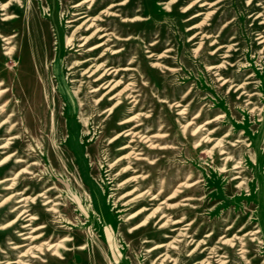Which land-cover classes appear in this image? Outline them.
<instances>
[{
	"label": "rangeland",
	"instance_id": "374dc122",
	"mask_svg": "<svg viewBox=\"0 0 264 264\" xmlns=\"http://www.w3.org/2000/svg\"><path fill=\"white\" fill-rule=\"evenodd\" d=\"M9 1L3 0L2 3ZM19 1L15 13L19 22L0 24V28L11 35L13 27H20L24 32L25 46L29 45L28 27L37 33L35 36L33 33V39H37L34 47L41 54L40 65L44 72L35 75L36 80L46 83V93L42 95V109H27V114L22 112L20 118H31L27 123L30 131L36 132L42 121L47 130L44 133L39 131L31 138L20 136L27 131L21 127L12 133L21 137L18 139L22 144L20 151L23 154L20 156L27 161L22 167L32 162L38 164L31 168L32 175L22 176L17 181L20 184L17 189L22 191L28 187L30 190L26 195L34 198L39 192L51 188L47 196L57 204L58 211L47 213L42 202L38 201L35 207L30 206L31 212L39 218L34 226L44 225L46 228L28 234L31 231L28 226L21 232L28 235L43 233L37 245L50 238L52 242H58L64 236L73 240L67 244L72 252H63V262L50 261L48 264H199L207 258L211 264H220L221 256H225L222 260L227 264H262L264 43H259L261 39L257 38L264 37V0H202L190 7L194 0H127L122 16L131 22L121 23V18L101 17L102 27L113 35L109 46L121 50L117 56L108 53L102 62L113 68L127 67L129 70L112 73L98 84L88 86L90 80L84 79L82 83L72 85L69 83L72 74L67 69L74 61L88 58L85 50L89 47L68 52L70 48H65L63 43L59 62L67 84L63 85L62 95L52 74L55 69L54 65L52 67L53 56L57 42L70 36L81 23H72L74 27L68 28L65 17L72 6L83 0ZM94 1L100 6L90 17L98 15L111 3L110 0ZM202 2L207 5L200 7ZM164 4L169 8L165 9ZM197 13L200 15L193 17ZM119 37L127 40L118 44L115 40ZM15 40L17 44L22 42V34ZM46 42L51 52L48 62L45 59ZM96 42L99 40L90 46ZM2 45L0 42V52ZM28 47L25 60L34 74L36 63L32 46ZM102 50L92 53L91 57L96 58ZM74 51L77 55L72 54ZM11 62L5 65L0 59V70L13 68L12 80L19 89L28 72ZM91 64L93 61L76 69L74 78L79 80L80 74ZM212 66L221 68L212 70ZM217 74L229 83L223 86ZM109 80L112 84L117 83L116 88L100 105L94 104L104 91L100 94L89 92ZM244 83L247 86L243 96L241 91L231 88ZM80 84L82 87L77 98L81 107H75L68 88L76 90ZM125 86L128 91L125 99L120 100L123 104L109 121L101 113L114 102L108 98ZM39 89L42 91L41 87ZM129 93L135 97L134 102L126 100ZM251 94L255 95L249 99ZM127 118H131V122L118 125ZM138 124L141 125L135 133L149 137L159 134L162 138L157 139V144L166 149L160 152L149 150L138 135L131 143L132 136L123 135L113 140L118 133ZM6 131L7 128L3 129L4 133ZM8 137L1 134L0 145ZM218 142L220 146L215 148ZM125 145L129 148L120 149ZM14 150L15 146L9 151L2 150L6 153L0 154V160ZM221 150L227 152L232 161L225 164L223 156L219 155ZM131 151L142 153V160H135L134 155L129 154ZM208 151H212L211 156L207 155ZM45 152L48 158L44 159ZM238 162L241 167L232 169ZM20 168L10 163L0 174V179L13 176ZM240 171L243 172L236 174ZM236 175L239 179L233 180ZM139 176L135 181H129ZM188 178L194 185L178 188ZM240 183L246 185L239 188ZM149 187L153 188L151 194L157 195L156 200L150 201V197L142 195ZM10 194L4 186L0 187V201ZM172 194L174 197L167 206L160 204ZM99 195L102 196L101 203H106V215L98 214L91 204L90 197L93 196L95 208L101 209ZM187 198L192 200L182 201ZM6 204L8 206L0 211V227L15 217L8 216L13 205L11 201ZM157 206L171 220L183 218L182 223L159 230V214L146 227L131 230ZM141 208L147 210L136 214ZM192 221L195 226H187ZM229 225H233L232 230L225 232ZM20 227L22 225L18 224L9 231L0 230V261H16L27 248L17 251L9 245V242L23 243L16 237ZM174 227H178L177 230L171 231ZM241 227L245 230L237 232ZM257 228L260 229L256 236L258 241L244 236ZM234 235L242 239L243 257L238 239H234L232 248L218 243L222 236L230 239ZM201 240L217 253L203 252L205 245L194 249ZM161 243L168 245L150 251ZM82 245H86L83 253L74 254L73 249ZM23 260L31 259L27 256Z\"/></svg>",
	"mask_w": 264,
	"mask_h": 264
},
{
	"label": "bare ground",
	"instance_id": "6f19581e",
	"mask_svg": "<svg viewBox=\"0 0 264 264\" xmlns=\"http://www.w3.org/2000/svg\"><path fill=\"white\" fill-rule=\"evenodd\" d=\"M201 1L202 0H194L188 7L194 5L198 2H201ZM2 2H3V0H0V24L5 25V24L9 23L11 25L13 23H18L19 19L15 13H17V11H16L17 5L16 4H18L20 1L19 0H10L7 3H2ZM110 2L111 3L106 8L101 9V11L98 15L90 17V15H92L91 13L96 11L100 5H96L94 0H83L81 3L72 6V10L69 11L68 15L65 17V19H66L65 23L68 25V28L74 27V26H72V23H74V24H77L79 22H81V23L72 31L70 36L66 37L64 40L62 39V41L59 40L57 42L58 47L55 50V53L53 56V62H52L53 63L52 67L54 65L55 69H54V71H52V74L57 79V82H58L57 85H58L59 90H60L59 91L60 95H62L63 91H64L63 85L65 86L67 84L65 79H64L63 69L60 70L61 64L59 62V57H60V54L62 53L61 52V45L63 43L65 45V48H70V51L67 50L68 52H71L72 50H75V49H76V51H83V49H85L86 47H89V48H86V50H85V52H87V54H89V57L84 59L83 61H79V60L74 61L69 66V68L67 69V71L72 74L71 80L69 82L72 85H74L75 83H82V80H84V79L90 80L87 82L88 86L92 85V84H98L101 81L105 80L112 73L117 74V72H119V71L121 72V71H128L129 70L127 67H118V68L114 67L115 68L114 69L109 64L102 62L108 53L110 56H117V55L121 54V50L116 51V50L112 49V47H114V45L109 46V44L112 42L111 37L113 35H111V33L107 29H104L102 27V22H103V20L101 18V17H103L102 15H105V17L121 18V21H120L121 23L131 22V19L124 18L122 16L123 15L122 10L126 7V5L128 3L127 0H121V1L110 0ZM87 3H90V4L88 6H86ZM205 5H207V3L202 2L200 4V7L205 6ZM85 7L87 9L86 11H84ZM164 8L165 9L169 8V5L164 4ZM198 15H200V13L195 14L193 17H196ZM83 27H85L84 30H82ZM13 29H14V31H12V34L7 35V32L3 31L0 28V42L3 43L2 51L0 52V59H2L4 61L5 65H8V63L10 61H12L14 64L16 63L15 65L18 67V69H20V68L26 69L28 72V75L24 78V81L20 82V87L18 89L16 84L13 82L12 76H11V73L14 72L13 68L11 70H9L6 67L3 70H0V135L1 134L2 135L3 134L9 135V137L5 140V142L0 145V150L1 151L2 150L9 151L14 146L16 148V150L10 152L6 157H4L0 160V174L4 170H7L10 163H12L17 168L21 167L18 171H16V173L13 176L10 175V176H6V177L0 179V187L4 186L5 191L11 192L10 195H8L6 198H4L3 200L0 201V211H2L4 208H6L8 206L7 204L5 205V203L10 200L11 204H13V205L11 206L12 208H11L8 216L15 215V217L12 219V221L6 223L5 225H2L0 227V230L9 231L10 229L17 228L18 224L22 225V227L19 228L20 231L18 230L16 232V237H18L19 240H21L23 243L15 244V243L9 242V245H11L12 250H17V249L20 250L24 247H27V248L23 252L20 253V255L18 256L19 258L16 261H11V260L0 261V264H33V263L48 264V262H50V261H56L57 263H59V262H63L65 260V258L63 256V252H72V249L67 247V244L73 241L70 237L64 236L60 240L58 239L59 240L58 242H52V239L50 238L48 241H43L41 244L37 245V243L39 241H41V238L43 237V233H38L35 235H33V234L28 235L30 233H36L37 231L39 232V231L44 230L46 228V226H44V225L34 226V224L39 221V218H38L37 214H34L31 212L32 208L30 206L35 207L38 204V201H40V202H42L41 206L44 207V209H46L45 211L47 213H57L58 212L57 207H56L57 204H55L53 202V200H51L47 196L49 194V191L51 190V188L44 190V192H39L34 198H32L31 195H26L28 193V191L30 190L28 187H25L22 191H18V189H17L20 186V184L17 181L19 179H21L22 176L32 175L33 173L31 172V168H33V167L36 168L38 165L36 162H32L29 166L22 167L24 164L27 163V161H26V159H24L23 157L20 156V154H23L20 151V146L22 144H21L20 140H18V139H20L22 137V135L24 137L31 138L32 136H35L36 134H38L39 131H41V133H44V131L47 130L46 125L43 123L44 121H42L38 124V126H37L38 130L36 132L30 131L27 123H28V120H30L31 118H28V119L26 117L20 118V116H21L22 112L27 114L26 113L27 109L29 110V109H33L36 107L42 109V105L44 103L42 100V95L43 94L45 95V93H46L45 92L46 83L44 81L42 82L40 80H36V75H35V74H41L44 72L43 68L40 65L41 58H42L41 54L40 53L38 54L35 51L36 49L34 47V43H36L37 39L35 38V40H34L33 37L37 33L31 31L30 26L28 27V31H29L28 32L29 33V35H28L29 41L28 42H29V45L32 46V51L34 54V61L36 63V66L33 65L34 66V74H32L30 71L31 68L29 67V64L27 63V61L25 60V55L28 51L29 45L25 46V44H24V41H23L24 40V34H23L24 32L20 27H18V28L13 27ZM33 33H34V36H33ZM21 34H22V42H20L19 44L15 43V41H16L15 38L17 36L20 37ZM103 39H105V40H103ZM258 39H261L259 43H264V37L261 36V37H258L257 40ZM95 40H99V42H96L90 46V44L92 42H94ZM126 40L127 39L119 37V38H116L115 42L119 44V43L124 42ZM44 46H45V59H46V62H48V60L51 58V52L48 49L47 42L44 44ZM219 48H221V47H219ZM101 49H103V50L99 53V55L96 58L91 57L92 53H95ZM73 53L76 54L75 51L72 52V54ZM78 55H80V54H78ZM91 61H93V64L89 65L87 68H85L83 70L82 74H80V79L79 80L75 79L74 75L77 73V71H75V70L84 66L85 63H89ZM12 62H11V64H12ZM0 68H1V66H0ZM220 68H221V66H218V67L212 66L210 69L214 70V69H220ZM61 71H62V73H61ZM8 73H9V75H8ZM217 77H218V80L222 82L223 86L226 85L227 83H229V80H227L226 78H222L221 74H217ZM250 77L247 79H250ZM116 86H117V83L112 84V83H110V80H109L97 88L93 89L92 86L89 87V88H92L91 92H89V93L100 94V92L104 91L103 94L98 98V100L94 101V104L100 105L103 101H105L106 97L116 88ZM246 86H247V83H244L241 85H232L231 88L232 89L235 88L236 92L241 91V96H243L246 94V91H244L246 89L245 88ZM39 87H41L42 91H40ZM81 87L82 86L80 84L78 86V88H76V90H71L70 88H68L69 89V95H70L71 99L73 100L75 107H81V103L77 98L78 94L81 91ZM127 91H128V87L125 86L123 89H121L119 91V93L108 98L109 101H114V102L109 108L105 109L101 113V115H106V118L108 117L107 120L111 121L113 119V116L115 115V112L118 111L120 106L123 104V102H121L120 100L125 99L124 95L126 94ZM254 95L255 94H251L249 96V99L252 98ZM132 98H134V99H132ZM127 99H131V102L135 101V97L131 96V93L126 95V100ZM64 101L66 102L67 106H69L68 99L65 98ZM180 113L183 114V112H180ZM131 120H132L131 118L124 119V120L120 121L118 123V125L124 126L125 124L131 122ZM140 125L141 124L134 125L129 130L122 131L121 133H118L113 138V140H116V139L122 137L123 135H124V137L132 136L131 137L132 139L130 140V143H131V142H133V138L136 135H138V138H140L141 141H143V143L147 145V148L149 150L160 152V151H163L164 149H166L161 144H157V139L162 138L159 134H154V135L149 137L148 135L135 133V130ZM18 127H21L24 131L27 130L26 133L20 134L21 137H19V135H12V133L14 134L15 131H18V129H17ZM5 128H7V131L4 133L3 129H5ZM12 140H14V142L10 143ZM39 145L40 144H38V146ZM219 146H220L219 142L214 145L215 148H218ZM127 148H129V146L125 145V146H122L120 149H127ZM4 153H6V152L2 151L0 154H4ZM134 153L135 152H132L129 154L134 155V159L137 161L142 160L141 159L143 157L142 153H140V152H138L137 154H134ZM32 154H35V152H33ZM129 154H127V155H129ZM207 155L211 156L212 151H208ZM219 155L223 156V160L225 161V164L232 161V157H230V155L227 152H225L224 150L223 151L221 150L219 152ZM26 158H28V156ZM43 158L44 159L48 158L46 152L43 154ZM252 161L256 162L254 157H252ZM239 164H240L239 162L237 164H234V166H232V169L240 168L241 166ZM126 170H128V169H126ZM126 170H124V172ZM224 170H225V168H223V172H224ZM242 172L243 171L236 172V174H240ZM137 178H140V176L139 177H133V178L129 179V181H131V182L135 181ZM143 179H145V178H143ZM232 179L233 180L239 179V176L236 175ZM32 180H33V177H32ZM32 180H25V181L29 182ZM42 180H43V178H41L38 181V182H40L39 185L41 184ZM193 185L194 184H191L189 182V178H188L186 180V182L180 183L178 188L183 187V186H185L186 188H189V187H192ZM243 185H246V183H240L237 185V187L240 188V187H243ZM152 189H153L152 187H149L144 193H142V195L150 197V199H149L150 201L156 200V197H157V195L154 196L153 194H151ZM160 193H161V191L158 192V195ZM173 194L169 195L166 198V200L162 201L160 204H164L167 206L169 204L168 201L174 197ZM128 195H131V194H128ZM101 199H102V196L99 195L98 196V202L101 203ZM90 200H91V204H92L94 210L98 214H101V215L103 213H104L103 215L107 214L106 213L107 207H106L105 202H103V204L101 203V209H99V211H98V209L95 208V202L93 201V196L90 197ZM189 200H192V199L187 198V199H184L182 201L184 202V201H189ZM146 210H147L146 208H141L140 210H138L136 212V214H139V213L146 211ZM159 214H160V216L157 218V216ZM134 216H131V217H134ZM156 218L158 219L157 225L159 224V227H158L159 230L165 228L168 225H179L180 223H182V220H183V218L178 219V220L169 219V217L166 216L165 213L163 212L162 208L160 206H157L155 209H153L144 218V220L142 222L135 225L131 230L135 231V230H139L143 227H146L147 224L149 222H151L150 221L151 219H156ZM164 219H165V221H163ZM194 224H195V221H192L191 223L187 224V226L193 227V226H195ZM28 226H29L28 229H30L31 231L28 234L22 233L21 230H26ZM177 228L178 227H174L171 231L177 230ZM232 228H233V225L227 226V228L225 229V232H229L230 230H232ZM242 229H244V227H241L237 232L242 231ZM186 230H189V228H187ZM179 233L183 234V232H179ZM259 233H260V229L257 228V230L250 231V232L246 233L244 236H247V235L251 236L253 241H258L259 238L256 236ZM208 236L209 235H207L205 237H208ZM164 237H167V236H164ZM236 237H237V235H234L233 238L229 239V238H227V236H222L219 239L218 243H221L224 246H228L229 248H232L235 245L234 239H238L240 242L239 245L241 246L239 251H240L241 257H243V255H245V247L243 246V242H242L241 237H238V238H236ZM192 240L193 239H191L190 243L192 242ZM25 242H28V243H25ZM167 245L168 244H163V243L157 244V245L153 246L150 251L164 248ZM202 245H205L203 252L210 250L209 254H211V255L217 253V250H215L214 248L209 249V247L206 246L207 244L204 240L199 241L196 244L194 249H196ZM85 248H86V245L75 247L73 249V253L77 254V252H78L79 254H82L83 251L85 250ZM218 250H220V249H218ZM203 252H201V253H203ZM27 256L31 259L30 261H24L23 260V258L25 259V257L27 258ZM164 256L165 255H163V257ZM220 258L221 259L218 260V262L220 264H227V262H225V260H222V259H225V256H223V257L221 256ZM245 262H247V260H245ZM247 263H249V262H247ZM199 264H211V262H210L209 258H207V259H204L203 261H200ZM249 264H252V263H249Z\"/></svg>",
	"mask_w": 264,
	"mask_h": 264
}]
</instances>
